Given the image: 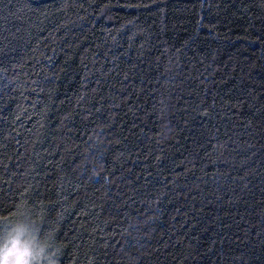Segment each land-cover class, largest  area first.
<instances>
[{
    "label": "trees",
    "instance_id": "obj_1",
    "mask_svg": "<svg viewBox=\"0 0 264 264\" xmlns=\"http://www.w3.org/2000/svg\"><path fill=\"white\" fill-rule=\"evenodd\" d=\"M54 264H264V0H0V224Z\"/></svg>",
    "mask_w": 264,
    "mask_h": 264
},
{
    "label": "rangeland",
    "instance_id": "obj_2",
    "mask_svg": "<svg viewBox=\"0 0 264 264\" xmlns=\"http://www.w3.org/2000/svg\"><path fill=\"white\" fill-rule=\"evenodd\" d=\"M46 243L36 237L34 226L0 224V264H54Z\"/></svg>",
    "mask_w": 264,
    "mask_h": 264
}]
</instances>
